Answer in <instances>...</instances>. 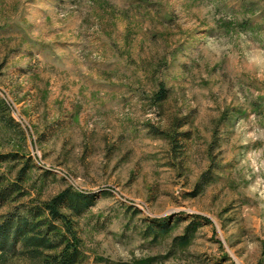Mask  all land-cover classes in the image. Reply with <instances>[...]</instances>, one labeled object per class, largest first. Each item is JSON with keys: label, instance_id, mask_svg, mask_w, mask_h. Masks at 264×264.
Here are the masks:
<instances>
[{"label": "rangeland", "instance_id": "obj_1", "mask_svg": "<svg viewBox=\"0 0 264 264\" xmlns=\"http://www.w3.org/2000/svg\"><path fill=\"white\" fill-rule=\"evenodd\" d=\"M0 176L79 264H264V0H0Z\"/></svg>", "mask_w": 264, "mask_h": 264}, {"label": "trees", "instance_id": "obj_2", "mask_svg": "<svg viewBox=\"0 0 264 264\" xmlns=\"http://www.w3.org/2000/svg\"><path fill=\"white\" fill-rule=\"evenodd\" d=\"M159 101L167 98V90L162 87ZM0 201L5 202L17 191V185L3 186L0 176ZM88 199L70 190L55 197L41 208H27L24 214H10L0 227V253L27 255L36 264L44 257L42 264H79L82 256L80 240L71 217L63 212L69 210L74 216H81L88 208ZM167 232L168 229H164ZM185 244L186 238H183ZM44 251H57L45 255ZM17 254V255H18Z\"/></svg>", "mask_w": 264, "mask_h": 264}]
</instances>
